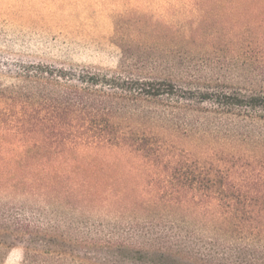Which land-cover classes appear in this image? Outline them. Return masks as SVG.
<instances>
[{"label":"rangeland","instance_id":"1","mask_svg":"<svg viewBox=\"0 0 264 264\" xmlns=\"http://www.w3.org/2000/svg\"><path fill=\"white\" fill-rule=\"evenodd\" d=\"M263 12L222 0H0V165L9 160L1 151L67 148L46 138L58 130L43 119L51 95L32 77L38 66L75 78L96 72L173 83L171 94L125 99L115 117L154 144L158 157L116 147L74 152L78 159L60 168L65 176L49 163L31 170L29 160L19 171L26 181L0 192L2 203L41 232L46 250L67 252L44 261L96 264L105 240L129 228L209 234L220 221L208 209L163 201L150 185L179 168L230 170L242 192L264 196L250 174L264 163V127L221 114L203 97L217 81L264 82ZM28 237L19 235L3 264H23Z\"/></svg>","mask_w":264,"mask_h":264},{"label":"trees","instance_id":"2","mask_svg":"<svg viewBox=\"0 0 264 264\" xmlns=\"http://www.w3.org/2000/svg\"><path fill=\"white\" fill-rule=\"evenodd\" d=\"M222 1L264 6V0ZM64 72L38 66L32 77L51 95L44 107L46 116L43 119L58 133L46 138L63 141L67 148L1 151L9 160L0 165V192L17 189L26 181V175L19 171L23 170L22 162L26 164L29 160L35 162L27 163L31 170L41 168L45 171L49 163L60 173L56 175L65 176L66 172L61 173L60 168L78 159L74 152L116 147L140 158L159 156L154 144L138 137L129 125L123 128L124 122L115 117L125 99L171 94L172 82L153 78L126 79L96 72L75 78ZM68 79H76L81 84L68 83ZM104 86L110 90L103 89ZM206 89L204 99L212 100L221 114L264 127V82L253 80L246 86L230 87L217 81ZM175 172L173 178L151 181L157 196L166 202H179L181 206L193 204L206 208L213 219L220 221V226L209 234L183 230L179 226L116 231L113 237L105 240L103 256L96 264H264V196L242 192L244 187L233 181L230 170L225 173L221 168L197 165L195 170L179 168ZM250 174L264 187V163L257 171L251 169ZM19 175H22L21 180L17 178ZM17 215L0 200V264L4 263L20 234L29 236L24 245L23 264H49L44 258L48 260L55 252L67 253L46 250L37 237L41 232L32 230L31 224Z\"/></svg>","mask_w":264,"mask_h":264}]
</instances>
